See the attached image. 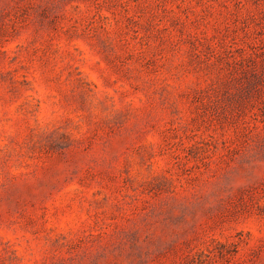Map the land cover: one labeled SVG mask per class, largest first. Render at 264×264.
Returning <instances> with one entry per match:
<instances>
[{"label":"rangeland","instance_id":"1","mask_svg":"<svg viewBox=\"0 0 264 264\" xmlns=\"http://www.w3.org/2000/svg\"><path fill=\"white\" fill-rule=\"evenodd\" d=\"M0 264H264V0H0Z\"/></svg>","mask_w":264,"mask_h":264}]
</instances>
